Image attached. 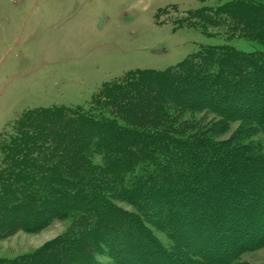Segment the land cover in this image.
Here are the masks:
<instances>
[{
    "label": "trees",
    "instance_id": "obj_1",
    "mask_svg": "<svg viewBox=\"0 0 264 264\" xmlns=\"http://www.w3.org/2000/svg\"><path fill=\"white\" fill-rule=\"evenodd\" d=\"M174 24L264 44V0L200 6ZM66 218L0 264H251L241 255L264 244V51L201 45L103 82L88 107L20 113L0 136V238Z\"/></svg>",
    "mask_w": 264,
    "mask_h": 264
},
{
    "label": "rangeland",
    "instance_id": "obj_2",
    "mask_svg": "<svg viewBox=\"0 0 264 264\" xmlns=\"http://www.w3.org/2000/svg\"><path fill=\"white\" fill-rule=\"evenodd\" d=\"M228 0H0V136L24 110L53 105L88 107L105 81L128 70H162L201 45L228 44L250 52L264 44L207 35L174 20L200 6ZM213 30V28H208ZM237 123L219 137L227 138ZM127 210L133 207L117 202ZM70 220L56 219L38 232L0 238V257L30 252L61 234ZM164 245L165 234L150 227ZM99 264H114L97 254ZM241 261L264 264V244Z\"/></svg>",
    "mask_w": 264,
    "mask_h": 264
}]
</instances>
